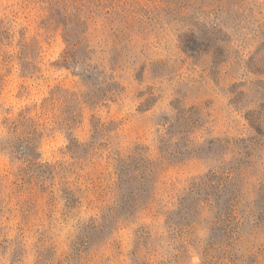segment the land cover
Returning <instances> with one entry per match:
<instances>
[{
    "label": "rangeland",
    "instance_id": "374dc122",
    "mask_svg": "<svg viewBox=\"0 0 264 264\" xmlns=\"http://www.w3.org/2000/svg\"><path fill=\"white\" fill-rule=\"evenodd\" d=\"M27 109L0 264H264V0H0V122Z\"/></svg>",
    "mask_w": 264,
    "mask_h": 264
},
{
    "label": "trees",
    "instance_id": "16d2710c",
    "mask_svg": "<svg viewBox=\"0 0 264 264\" xmlns=\"http://www.w3.org/2000/svg\"><path fill=\"white\" fill-rule=\"evenodd\" d=\"M101 4V2H99V5ZM64 9V8H63ZM77 13L79 14H84L86 13V10L82 9V8H77L76 10ZM91 10H87V14H90ZM115 13V14H114ZM109 12V10H107L105 12V14H107V20H109L108 22H110L111 24V30H113L114 28V24L116 23V18L114 17V15H119V13L117 12ZM117 13V14H116ZM122 19L120 20V22L122 23L123 27H117L116 30H114L111 35H115L117 38H119V36L124 35V33L127 31L128 28L133 27V23H135V18L133 17V14L128 13L127 10L123 9L122 10ZM132 15V17H131ZM89 16L86 17V20H89ZM136 21L141 22L142 20L137 19ZM118 31V32H117ZM123 33V34H122ZM84 39V38H83ZM78 42L74 41L72 43V47L77 46ZM185 48V47H184ZM190 47H186V49L184 50H193V49H187ZM74 53H72L70 50H66L65 51V55H64V60H67L68 57H71V55ZM48 103V100H45L43 103L42 108L44 109L46 107ZM30 112L31 110L27 109V110H22L19 114H17L14 117H5L2 122H0V128L3 126L4 128H6L7 130V147H5L7 149H9L13 154H19V155H26V156H30L31 158H33L34 156L31 155V153H28L27 151L30 150L33 147L34 150V146L31 142V140L29 139L30 135L33 133L31 132L30 129H32L33 127V120L30 118ZM29 125V126H27ZM26 126V131H23L22 133L19 132V130ZM25 130V129H24ZM30 130V131H28ZM26 134V136H24V134ZM25 137V138H24ZM26 150V151H25ZM16 159H19V157H16ZM204 181H206V183H208L211 187H215V191L213 194L214 198L217 200H215L213 197H204V199H197L198 197H195L193 199L196 200L198 202H200L201 204H206L205 206L200 205H195L194 207H186V212L188 215H194L195 213H198L199 211L202 213L207 212V207L209 206V211H211V207L215 206L216 208V203L219 202L218 199H221L223 197V193H224V189L226 186V183L221 182L220 177H216L213 179L212 175H207L204 178ZM215 184V186H214ZM211 193H208L207 196H210ZM213 202V203H211ZM179 205V204H178ZM207 206V207H206ZM217 210L219 211V213H217V215H224L225 213H227L226 211L223 213L221 209H219L217 207ZM181 212V208L180 205L178 206L177 210H173L172 212H170L169 215H179ZM216 212V211H215ZM206 255H208V253H206ZM204 258L206 259V257L204 256ZM208 258V257H207Z\"/></svg>",
    "mask_w": 264,
    "mask_h": 264
}]
</instances>
